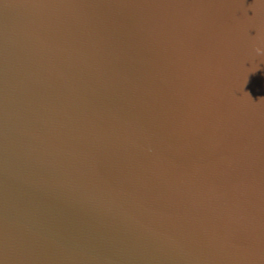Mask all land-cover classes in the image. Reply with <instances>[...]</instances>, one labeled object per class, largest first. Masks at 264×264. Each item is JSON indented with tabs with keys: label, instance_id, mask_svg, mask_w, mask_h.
I'll return each mask as SVG.
<instances>
[{
	"label": "water",
	"instance_id": "water-1",
	"mask_svg": "<svg viewBox=\"0 0 264 264\" xmlns=\"http://www.w3.org/2000/svg\"><path fill=\"white\" fill-rule=\"evenodd\" d=\"M264 0H0V264H264Z\"/></svg>",
	"mask_w": 264,
	"mask_h": 264
},
{
	"label": "clouds",
	"instance_id": "clouds-1",
	"mask_svg": "<svg viewBox=\"0 0 264 264\" xmlns=\"http://www.w3.org/2000/svg\"><path fill=\"white\" fill-rule=\"evenodd\" d=\"M255 51H256V53H257L258 55H260V54H264V48H262V47H257V48L255 49Z\"/></svg>",
	"mask_w": 264,
	"mask_h": 264
}]
</instances>
